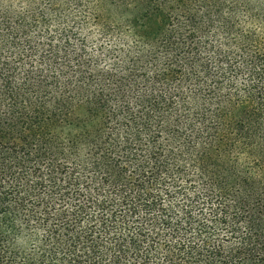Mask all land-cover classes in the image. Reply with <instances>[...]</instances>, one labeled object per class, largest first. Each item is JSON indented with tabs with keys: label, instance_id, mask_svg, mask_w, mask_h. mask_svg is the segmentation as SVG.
Listing matches in <instances>:
<instances>
[{
	"label": "trees",
	"instance_id": "16d2710c",
	"mask_svg": "<svg viewBox=\"0 0 264 264\" xmlns=\"http://www.w3.org/2000/svg\"><path fill=\"white\" fill-rule=\"evenodd\" d=\"M128 3L0 0V102L19 101L17 78L61 93L46 127L0 116V248L51 245L17 264H264V97L233 91L264 77V2ZM37 126L57 152L33 150Z\"/></svg>",
	"mask_w": 264,
	"mask_h": 264
},
{
	"label": "clouds",
	"instance_id": "9594fccd",
	"mask_svg": "<svg viewBox=\"0 0 264 264\" xmlns=\"http://www.w3.org/2000/svg\"><path fill=\"white\" fill-rule=\"evenodd\" d=\"M5 4L7 0H4ZM38 2V0H37ZM136 0H129L128 7L131 8L132 4H134ZM264 2V0H262ZM101 28H103L109 21L104 19H100L98 21ZM243 55V54H242ZM251 54H249L250 56ZM239 59V57H238ZM247 63V61H245ZM244 67L243 64L240 65ZM250 66V65H249ZM264 66V65H262ZM248 72L245 71L242 74V78L236 81L237 88L233 89V91H238L240 88H244L251 91H259L260 96L264 97V77L260 80V87L256 88L254 85L256 84L255 79H247ZM252 86V87H250ZM39 90H29L28 92H24V86L21 84V78H17L13 81L12 90L15 92L22 93L19 101L17 102L13 99L11 102L4 99L3 102H0V116L6 115L9 119L22 122L26 124H30L33 128L32 122L37 119V116L40 115L44 117V119L39 121L40 125H47L48 117H55L59 114V97L61 93L56 92L55 90H48V88L43 86H37ZM65 88L71 90L73 85H65ZM108 90L107 88L105 89ZM9 89L6 87V84L3 80H0V99H2V94H7ZM66 94V92H65ZM241 98H243L244 93H239ZM227 100L224 101V104H227ZM249 108L251 105L248 106ZM261 109H264V101L261 102ZM247 116L245 113H241L238 119H246ZM37 132L40 134L36 137V143L33 146V150H47L49 152L55 153L58 151V146L54 142V136L52 133L55 132V129H52V133L47 132L46 130L41 132L39 126L35 128ZM52 136V138H48ZM199 147V145H198ZM93 151L96 153L92 159L101 166H106V159L104 156V148L99 143L93 148ZM226 153H215L210 152L208 156L205 158L204 163L210 169V176L214 180H218L223 182V184L232 192H235V189L231 187L233 183H236L237 177L234 176L230 172V170L226 171L225 162H226ZM236 187L239 188L240 185L236 184ZM240 231L237 233V238L231 240L228 247L231 245H238L243 236L247 233V229L242 222L240 224ZM50 244L45 243L44 241L37 240L31 244V246L23 248L24 255L17 256L15 255V251L21 249L23 246L21 245L19 238H14L13 241L5 244L3 248H0V264H17V262L22 261L26 258L31 257L32 259H36L40 257V253L44 251L46 248L50 247ZM39 264V261L37 262Z\"/></svg>",
	"mask_w": 264,
	"mask_h": 264
}]
</instances>
